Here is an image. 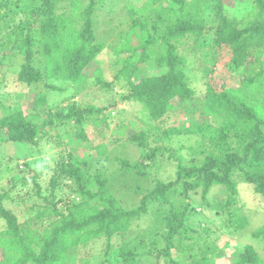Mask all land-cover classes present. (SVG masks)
Here are the masks:
<instances>
[{
  "label": "trees",
  "instance_id": "1",
  "mask_svg": "<svg viewBox=\"0 0 264 264\" xmlns=\"http://www.w3.org/2000/svg\"><path fill=\"white\" fill-rule=\"evenodd\" d=\"M24 1L0 0L1 63L20 57L16 81L31 90L37 91L42 84L58 89L49 83L53 79L75 84L86 81L85 70L97 65V56L106 48L95 33L96 13L104 0ZM255 1L257 7L247 13L254 16L253 20L230 18L223 12L222 0H148L156 6L143 8L153 14L144 17L129 8L133 9L129 32L133 33L135 27L141 29L137 34L143 37L140 45H131L129 35H121L123 44L114 47V51L128 55L114 62L120 66L115 83L105 80L99 65L94 68L93 78L104 89L112 90L118 85L125 90L122 100L142 105L149 119L157 121L169 109L176 108L174 100L185 105L197 95L188 79L185 57L179 52V45L186 39L199 42L205 35L212 36L211 47H224L230 52V71H256L243 78L235 89H226L225 83L219 90L208 86L201 112L221 119L219 126L196 121L187 128L164 130L167 140L173 135L200 136L208 143L200 151L204 157L200 163L179 164L177 179L169 184L157 181L137 208H123L110 192L111 177L101 169L91 174L84 166L87 162L71 151L57 161L47 196L42 195L37 181L42 171L13 172L15 175L8 179L9 188L0 191V264H91L92 256L79 258L80 248L94 250L99 242L102 248L95 255L94 264H216V252L222 249L217 245L221 235L239 234L249 226L246 216L238 212L242 199L234 175L238 173L244 183L253 186L255 195L264 198V0ZM205 4L211 17L209 24L203 17ZM147 63L162 71L144 76L141 66ZM46 103V94L38 91L34 98V109L38 111L26 114L20 106H6L0 101V145L39 146L51 137L55 139L49 137L48 131L71 120L75 135L82 139L87 121L91 119L99 125L107 119L106 115L100 121L94 117L106 108L73 104L66 113L45 111L47 116L41 121L39 110ZM147 136L148 131L142 130L129 140L146 150L143 157L151 161L161 147H149ZM57 144L62 145L60 138ZM93 150L101 156L107 151L105 144ZM119 163L122 177L131 175L133 170L147 175L142 160L119 159ZM29 182L37 188L35 195L42 199L44 210L21 220V208H8L5 202H15L13 191ZM65 186L71 191L59 196L58 188ZM215 187L223 188L225 194V198L215 200L217 204L209 199ZM180 188L181 199L177 200L175 195ZM213 204V220L219 218L222 222L218 226L199 211V207ZM152 212L157 225L149 234H127L137 220ZM115 237L119 239L113 243ZM252 237L264 242V226L256 229ZM236 253L234 264H264V257L252 243L237 246Z\"/></svg>",
  "mask_w": 264,
  "mask_h": 264
},
{
  "label": "rangeland",
  "instance_id": "2",
  "mask_svg": "<svg viewBox=\"0 0 264 264\" xmlns=\"http://www.w3.org/2000/svg\"><path fill=\"white\" fill-rule=\"evenodd\" d=\"M204 1V0H203ZM31 0H25L24 3H30ZM204 3V2H203ZM222 9L230 18L242 20L244 18L254 19L253 15H248L251 10L257 7L255 0H222ZM149 4L148 0H104V4L98 9L95 17V33L98 40H102L106 44V48L99 54L95 61L101 68L103 76L107 82H114V76L120 66L114 63L117 59L125 58L128 53L116 54L114 47L123 44L122 39L126 34L129 35V43L134 46L140 45L143 37H138L141 29L134 28V32L130 33L132 24L131 12L137 10V15L144 17L153 16L151 11L145 10ZM22 6V4L20 5ZM129 8H133L130 10ZM206 12L203 17L209 24L211 17L209 16L208 6L205 4ZM20 10V7L17 9ZM257 10V9H256ZM254 10L252 13H254ZM123 35V37H121ZM140 35V34H139ZM121 37V38H120ZM199 42L186 39L183 44L179 45V52L185 57L186 72L192 87L196 90L197 95L185 103L178 105L174 100V107L168 110V113L161 119L154 121L149 119L147 110L137 102H128L122 100V93L126 92L114 85L112 90L104 89L100 84H95L93 78V64L88 67L84 76L86 81L80 83H72L64 80L53 79L49 83L58 89H50L42 84L36 91L25 86H20L16 81V73L21 63V58L6 59L1 63L0 58V101L4 105L20 106L26 114L36 113L34 109V98L38 91L46 94L47 103L40 108V120H44L47 116L46 112H69L73 104L78 107L86 106L103 107L106 110L103 114L95 115L99 121L104 115L107 116L106 121L102 120L98 125L94 122L87 121L85 126V138H78L75 135L73 120L59 124L56 129L48 131V135L55 136L48 141H43L41 145L25 144V143H8L0 145V191L3 187L8 189L9 176L15 175V171H25L27 174L31 169L37 172L42 171L37 179L42 195L47 196L51 188L50 179L54 173V167L61 155L66 156L70 151L74 156L82 158L86 164L85 168L89 169L91 174L101 169V172L111 177L109 182L110 192L116 197L123 208L134 209L141 204V200L149 190L156 187L157 181L169 184L177 179V170L179 164H190L192 161L199 163L204 155L200 153L208 143L203 141L200 136L196 135H178L172 136L170 140L166 139L164 130L172 127L187 128L197 122L213 123L219 126L222 122L220 119L207 117L202 114V102L207 92L208 86H212L214 90H219L225 83L226 89L238 88L241 86V80L249 77L251 73L256 71L253 68L245 73L230 71L231 54L224 47H211L212 36L205 35L200 38ZM142 49H139L141 52ZM217 51V53H215ZM264 60V56L261 57ZM251 60V59H250ZM142 67L144 76L158 74L161 69H156L153 63L144 64ZM249 74V75H248ZM194 108L199 109L191 112ZM46 111V112H45ZM2 110L0 109V117ZM142 130L148 131V145L151 148L161 147V151L153 160H147L143 157L146 150H142L136 143H132L130 137ZM60 138L62 145L57 144ZM53 139V140H52ZM115 139H119L115 141ZM100 144H105L106 153L98 155L93 148ZM173 156V157H172ZM142 157V159H141ZM119 159H129L130 162L142 160L146 166V176L138 175L135 170L131 171V175L127 174L122 177L119 175ZM4 169L7 170L4 172ZM234 180L238 182L241 202L238 204L240 216H246L249 226L243 232L236 234H223L217 245L221 250H217L215 262L216 264H234L237 258V246L252 243L255 248L264 257V242L253 239L254 231L264 226V198L255 195L254 188L251 184L234 175ZM127 183V185H126ZM67 185H71L68 182ZM65 186L58 188V195L64 196L71 190ZM37 188L32 182L28 185H18L13 191L15 202L7 201L5 206L8 208H21L20 219L24 217H34L41 210H44L42 199L36 196ZM180 188L175 195V199H181ZM79 201L80 197L70 195ZM21 197L23 200H20ZM225 198L224 189L215 187L209 195L212 201ZM19 205H17V204ZM216 203V201L214 202ZM217 204V203H216ZM199 207V211L209 217L211 224L215 226L222 222L219 218L213 220L215 214V206ZM35 205V208H32ZM154 205H160L154 202ZM171 206V205H168ZM152 207V205H151ZM157 208V207H156ZM150 209V208H149ZM47 221V220H46ZM49 222H46L48 224ZM157 225L156 215H145L142 219L137 220L129 231V235L138 236L153 230ZM149 234V233H147ZM119 237H115V243ZM216 239V237H215ZM214 240V239H213ZM122 242L119 243V245ZM102 244L99 242L94 250H86L80 248L79 258L91 257L92 262L97 260L95 255L100 253ZM2 251H0V259ZM77 264H80L77 262Z\"/></svg>",
  "mask_w": 264,
  "mask_h": 264
}]
</instances>
